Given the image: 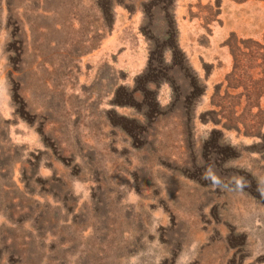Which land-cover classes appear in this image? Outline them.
Masks as SVG:
<instances>
[{
	"label": "rangeland",
	"instance_id": "1",
	"mask_svg": "<svg viewBox=\"0 0 264 264\" xmlns=\"http://www.w3.org/2000/svg\"><path fill=\"white\" fill-rule=\"evenodd\" d=\"M169 1L0 0V264H264V0H174L197 84L137 82Z\"/></svg>",
	"mask_w": 264,
	"mask_h": 264
},
{
	"label": "trees",
	"instance_id": "2",
	"mask_svg": "<svg viewBox=\"0 0 264 264\" xmlns=\"http://www.w3.org/2000/svg\"><path fill=\"white\" fill-rule=\"evenodd\" d=\"M169 2L171 3L170 8L168 7V4L164 5L162 8L167 13L164 18L166 27L162 29V31H159L153 22L154 6H144V19L140 31L148 42L150 55L147 67L143 73L137 77V82L141 81L148 85H158L162 82L171 83L168 75L175 67H179L178 70L182 71L184 76L191 77L195 83L198 80L197 76L192 75V70L190 71V63L179 46L177 35L178 30L172 12V3L174 0ZM157 6L158 4H155V7ZM239 43H245L246 45H251L258 49H264L262 45L254 41H240ZM232 53L237 61L235 52L232 51ZM233 75H235V72L232 76ZM137 91V89L130 91V96L133 97Z\"/></svg>",
	"mask_w": 264,
	"mask_h": 264
}]
</instances>
